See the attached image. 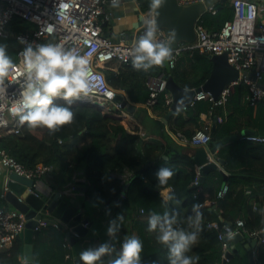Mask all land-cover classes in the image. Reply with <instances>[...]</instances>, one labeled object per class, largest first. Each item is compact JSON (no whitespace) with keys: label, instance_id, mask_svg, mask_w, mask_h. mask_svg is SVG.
<instances>
[{"label":"trees","instance_id":"trees-1","mask_svg":"<svg viewBox=\"0 0 264 264\" xmlns=\"http://www.w3.org/2000/svg\"><path fill=\"white\" fill-rule=\"evenodd\" d=\"M138 1L141 8L149 10L150 0ZM213 7L216 9L215 12L205 10L197 21L208 30L220 29L223 22L233 16L231 1L217 2ZM33 27H35L33 22L18 15H15L9 23L13 34ZM0 45L6 46L7 54L12 60L16 58L19 43L14 35L1 38ZM110 63H105L103 67L107 82L115 88L128 91L132 99H141L121 83L119 77L124 70L119 74H113ZM123 66L129 73L137 72L129 65ZM211 68L212 60L208 52L185 49L165 76L171 75L185 88H195L205 81ZM248 92L249 84L244 80L233 83L230 85V92L224 104L214 106L209 99L195 100L194 104L188 107L189 118L181 119V116H177L175 124L179 120H182V123L190 121L197 123L201 111H208L213 106L212 115H223V120L216 121L215 127L211 129V141L225 135L239 134L245 128L264 133V96L254 105H249L245 99ZM147 95L146 89V96L144 95L142 100H146ZM154 105L163 106L164 110L170 107L164 103L162 96ZM71 110L75 114L73 123L62 126L54 134L50 135L46 128L29 130L26 125H22L18 133H0V146L28 168H34L38 164H48L52 165V171L70 173L81 170L85 176L83 184L86 187V194L98 200L100 205L108 210L125 205L130 209L137 208L147 215L153 212L163 215L165 211L171 214L174 211L178 213L177 219L185 230H191L187 227V217L193 215V205L209 197L212 203L200 206L202 225L198 242L188 253L190 256L199 257L197 264H215L223 261L221 238L216 228L208 226L209 221L223 219L232 222L237 217H241L248 228L264 226V206L254 209L252 203L247 200L249 194L245 190L246 187L252 186V182L260 181L262 178L264 180L263 173L261 176L256 171L250 170L246 178L242 174L229 175L226 178L229 185L226 194L217 197L216 193L225 179L216 169L210 171L200 182L199 190L198 186L192 184L196 163L193 157L195 150L191 147L184 146L183 149H179L168 145V159H163L162 162H147L135 153L138 134L128 132L118 119L104 114L97 106L86 103L72 104ZM224 110L227 115H224ZM186 134L185 136L191 135V133ZM229 143L236 150L246 153L248 166L257 163L264 166V143L258 141L254 143L252 140L239 137ZM161 167H168L174 171L173 177L166 185H159L156 179L155 174ZM126 170H132L134 175L123 183L116 174L124 173ZM166 186L171 187L167 199L160 193V189ZM195 193L197 195L194 197ZM251 193L250 196L256 195L252 190ZM148 219L140 215L136 220L139 238L143 244L142 264H154V262L168 264L167 249L157 243L155 233L148 231ZM67 239L66 230H62L57 225L46 223L38 226L33 235L35 263L72 264V256L65 246ZM20 246L21 241L18 236L8 250L7 258L0 259V264H18ZM239 259L240 256L237 254L227 258L224 264H241ZM257 260L259 264H264L262 242L258 248Z\"/></svg>","mask_w":264,"mask_h":264},{"label":"built area","instance_id":"built-area-1","mask_svg":"<svg viewBox=\"0 0 264 264\" xmlns=\"http://www.w3.org/2000/svg\"><path fill=\"white\" fill-rule=\"evenodd\" d=\"M178 1L182 4H191L203 0ZM108 2L111 3V0H0V39L14 35L19 43L16 58L13 60L16 65L15 71H19L23 67L22 52L28 44L35 48L37 45L52 43L61 45L67 50H74L82 56L91 53L93 74L98 77L96 86L90 95L82 96L74 100L72 104H91L97 106L104 114L111 110L121 114L124 107L120 101L115 100L118 89L107 82L103 67L105 63L112 61L132 67L131 59L127 53L133 42L143 34L144 24L134 31L132 40H125L123 32L117 39L104 35L101 32L100 15L104 5ZM231 4L233 16L226 19L220 29L208 30L196 22L194 41L172 43L173 59L168 61V66L172 68L177 57L185 49H198L208 53L226 52L228 61L240 72L236 83L244 80L249 84V92L245 95L246 102L249 105H254L258 99L264 96V86L260 83L264 77V24L259 22V13L264 9V3L261 7L255 0H231ZM206 10L215 12L216 9L210 5ZM15 15L33 22L35 27L13 34L9 23ZM170 37L171 34L168 30L158 27V39L168 40ZM20 38H23L26 43H21ZM244 70H246L245 74H243ZM252 70H254V78L250 74ZM230 85H226L222 89L217 99H213L209 92L200 90L195 93L193 101L205 98L211 100L214 106L224 104L230 92ZM146 86L148 90L146 105L156 104L162 96L164 103L170 106L172 95L166 88L164 72L148 77ZM19 92V84L10 75L6 81V92L0 95V133H18L21 130L22 124L19 118L11 114V109L19 100ZM56 102L64 101L57 100ZM212 114L213 106L208 111L201 112L199 114L201 125L190 136H183V140L193 146L209 144L212 140L209 120L212 116H216ZM216 120L222 121L223 115L216 116ZM240 137L259 142L264 140V133L244 132ZM0 164L26 177L33 178V185L37 192H39L37 188L41 176L53 169L52 165L48 164H38L34 168H28L8 154L1 146ZM200 168L201 165H195V177L192 180V184L198 186V190L201 182ZM116 175L124 183L129 181L134 172L126 170L124 173ZM228 188L227 182L222 183L216 193L217 197H223ZM196 195L197 193L194 194V197ZM205 204L206 200L199 203L200 206ZM254 207L256 208V206ZM25 221L24 214L17 209L0 206V249L12 247L23 229ZM46 223L40 221L38 226ZM208 226L216 228L221 238L223 261L215 264H224L226 261V252L230 248L229 233L232 234L231 237L236 233L246 234L264 243V226L248 228L241 217H237L232 222L223 219L211 220L208 222Z\"/></svg>","mask_w":264,"mask_h":264},{"label":"clouds","instance_id":"clouds-1","mask_svg":"<svg viewBox=\"0 0 264 264\" xmlns=\"http://www.w3.org/2000/svg\"><path fill=\"white\" fill-rule=\"evenodd\" d=\"M164 3L165 0H150L144 32L127 53L136 71L148 72L154 66L162 67L165 61L173 59L171 45L175 32L168 40L158 39L156 17ZM119 4L120 0H111V7L116 8ZM20 42L26 43L23 38H20ZM22 55L23 67L15 71L16 65L7 54L6 46L0 45V95L6 92V81L10 75L20 87L19 100L11 109V114L18 117L20 123L29 130L46 128L50 135L64 125H71L75 119L72 103L82 96L90 95L98 80L91 67V53L82 56L61 45L47 43L35 48L28 44ZM57 100L65 103H56ZM252 141L256 142L254 139ZM259 142L264 143V140ZM155 175L159 185H166L174 171L161 167ZM192 213L187 217V227L191 230L180 226L178 213L174 211L171 214L165 211L163 215L153 212L149 216L148 231L155 233L157 243L167 249L168 264H197L199 260L198 256L188 255L197 244L201 231L202 213L199 204L193 205ZM123 219V214H118L109 222V241L80 252L79 259L83 264H103L104 257L109 258L107 264H142L143 244L139 237H125L119 249L116 248L114 241L118 240ZM231 235L229 233V238Z\"/></svg>","mask_w":264,"mask_h":264},{"label":"crops","instance_id":"crops-1","mask_svg":"<svg viewBox=\"0 0 264 264\" xmlns=\"http://www.w3.org/2000/svg\"><path fill=\"white\" fill-rule=\"evenodd\" d=\"M255 1L259 4V6L262 7L264 0ZM146 17H149L148 10L141 8L138 0H120V4L116 8L111 7V3L108 2L104 5L103 12L100 15L102 28L101 32L112 39H117L121 32H123V37L125 40H132L134 31L139 26L144 24ZM259 22L264 24V9H262L259 13ZM123 65L124 64L112 61L109 66L112 68V72H114L113 74H119L120 71L124 70L119 77V79L122 81L121 83L129 88L133 95L141 97V99H132L128 91H125L121 88H116L118 89V93H120L123 96V99L127 102L126 104L129 106V110L125 107L121 114L115 110H111L107 113V115L118 119L128 132L138 134L139 139L135 145V153L144 158V160L147 162H162L163 159L166 160L169 157V153L167 152L168 145L179 149H183L182 147L184 146H189L194 150H196L198 147H201L193 146L183 140V136L187 135L186 133H192L196 128L199 127V124L201 125L202 122L200 120L197 123L192 121L188 123H182V120H179L175 124L177 116H181V119L189 118V106L184 109H178L173 112V114L165 117V114L170 108L164 110L163 106L146 105L145 100H142L144 95L146 96V81L148 77L161 72L166 73L167 69L165 63L162 67L154 66L148 72L137 71L135 73H129L127 68ZM260 83L264 86V77ZM194 102L195 101H193L192 105ZM223 113L224 115H227L225 110ZM215 115L218 116V114ZM213 122L214 116L209 120L210 131L214 128ZM245 129H242L239 134L235 133L236 136L234 138H241L240 135L244 133L243 130ZM231 140L223 143L216 151V156L222 159V162H219L220 170L216 169L225 179V181L221 183L226 182V178L231 174H242L245 175L246 178L250 170L256 171L262 176L261 173L264 174V166L258 163L251 165V167L248 166L246 164V153L241 150H236L232 144L229 143ZM213 142L214 141H211L207 145H212ZM212 170L214 169H210L207 172L205 178ZM10 171V169L0 164V184L2 175ZM84 180L85 176L81 170H75L70 173L53 170L41 176L40 183L37 188V190H39V192L42 194H48L53 190L61 193L63 198L67 201L68 206H80L81 212H83L84 216L89 220L90 225L85 235H75L73 242L68 239L65 242V246L73 259L72 264H75L74 260L75 258L79 257L81 251L89 247H96L99 244L110 240V237L107 235V228L109 227V222L116 218L118 214H123L124 219L118 233V240L114 241L117 250L120 247V242H122L125 237H139L137 230L138 222L136 221L137 218H139L140 215L142 217L149 218L151 215L144 214L137 208L130 209L129 206L125 205L118 207L116 206L109 210L102 207L98 200L92 199L86 194V187L83 184ZM251 185V187H246L245 189L246 193L249 194L247 196V200L252 203L254 209H257L261 206H264V180L262 178L260 181H254ZM77 186H83L85 189H77ZM170 190L171 187L166 186L160 189V193L165 199H167ZM251 190L256 195L250 196V194H252ZM256 196L258 198H256ZM211 203V199L207 197L206 205ZM0 206L11 207L7 206L1 197V191ZM254 206H256V208ZM66 228L67 226L64 225L61 229L65 231ZM246 236L248 235L244 234V237ZM246 243L247 242L244 240V238L243 240H238L236 242L230 240V257L238 254L240 256L239 260L241 261V264H249L248 254L251 250L253 252L256 264H259L257 260V252L260 242L258 241L254 247L250 248L245 246ZM8 250L9 249H0V259L7 258ZM108 259V257H104L103 264H107ZM18 264H23V259L20 258V253L18 256ZM34 264H36L35 260Z\"/></svg>","mask_w":264,"mask_h":264},{"label":"water","instance_id":"water-1","mask_svg":"<svg viewBox=\"0 0 264 264\" xmlns=\"http://www.w3.org/2000/svg\"><path fill=\"white\" fill-rule=\"evenodd\" d=\"M227 0H203L191 4H182L178 0H165V3L159 9V15L156 17L158 27L164 28L172 35L175 32L174 42L184 43L192 42L196 37L195 24L210 5L216 2H226ZM212 60V68L209 76L198 87L185 88L179 85L171 75L166 77V88L172 95L170 109L165 117L173 114L178 109H184L193 103V97L197 91L203 90L211 94L213 99H217L222 89L229 84L236 83L240 77L237 67L232 65L227 58V53H209ZM167 71H170L168 61H165ZM246 70L243 71V74ZM254 78V70L250 72ZM116 101L129 110L127 102L120 93L115 96ZM57 103V102H56ZM216 125V116H214L213 126ZM243 132H253L251 129H245ZM236 134L225 135L213 142L212 145L198 147L194 152V160L197 165H201V178L204 180L210 169H219L221 158L216 156V151L223 143L234 138ZM220 170V169H219ZM34 179L19 174L14 170L4 173L1 178L0 191L1 197L7 204L24 214L26 219L23 229L19 233L21 241L20 258L23 264H34L33 260V235L34 230L40 221L52 223L62 228H66L68 240L74 241L75 235H85L90 225L89 220L81 212L80 206H68L67 201L61 193L51 191L48 194L37 192L34 188ZM77 189L83 186H77ZM69 227V229H68ZM244 240L246 247H254L258 242L257 238L246 236L241 233L233 235L229 241ZM231 256L230 248L226 252V259ZM249 264H256L253 252L249 251ZM75 264H83L79 257L75 258Z\"/></svg>","mask_w":264,"mask_h":264},{"label":"bare ground","instance_id":"bare-ground-1","mask_svg":"<svg viewBox=\"0 0 264 264\" xmlns=\"http://www.w3.org/2000/svg\"><path fill=\"white\" fill-rule=\"evenodd\" d=\"M18 236H19V234H18Z\"/></svg>","mask_w":264,"mask_h":264},{"label":"rangeland","instance_id":"rangeland-1","mask_svg":"<svg viewBox=\"0 0 264 264\" xmlns=\"http://www.w3.org/2000/svg\"><path fill=\"white\" fill-rule=\"evenodd\" d=\"M174 43V42H173Z\"/></svg>","mask_w":264,"mask_h":264}]
</instances>
